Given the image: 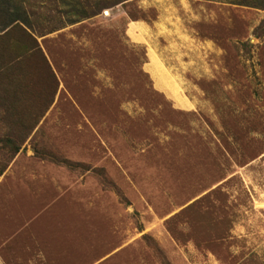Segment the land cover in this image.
Listing matches in <instances>:
<instances>
[{
    "label": "rangeland",
    "instance_id": "rangeland-1",
    "mask_svg": "<svg viewBox=\"0 0 264 264\" xmlns=\"http://www.w3.org/2000/svg\"><path fill=\"white\" fill-rule=\"evenodd\" d=\"M206 1L177 108L123 32L152 8L0 0V264H264V0Z\"/></svg>",
    "mask_w": 264,
    "mask_h": 264
},
{
    "label": "crops",
    "instance_id": "crops-1",
    "mask_svg": "<svg viewBox=\"0 0 264 264\" xmlns=\"http://www.w3.org/2000/svg\"><path fill=\"white\" fill-rule=\"evenodd\" d=\"M206 0H136L141 11L152 8L154 18L127 19L126 38L144 47L143 71L154 90L165 93L177 108H190L185 91L199 90L187 77H209L220 62L222 49L214 39L200 35L194 23L211 16ZM218 9L233 4L218 2Z\"/></svg>",
    "mask_w": 264,
    "mask_h": 264
},
{
    "label": "trees",
    "instance_id": "trees-1",
    "mask_svg": "<svg viewBox=\"0 0 264 264\" xmlns=\"http://www.w3.org/2000/svg\"><path fill=\"white\" fill-rule=\"evenodd\" d=\"M33 126H34V123L28 124L27 127H25V129H27V131H28V130H30ZM3 143H8V144L11 145V151L9 152V155H8V157H7V158H8L7 161H9L11 158H13V156H14V155L16 154V152L18 151L20 140L17 139L16 137H13V136H12V138H8V139L6 138V139H4V140H3ZM58 162L64 163V161H60V160H59ZM3 169H4V166H2V167L0 168V174L2 173Z\"/></svg>",
    "mask_w": 264,
    "mask_h": 264
}]
</instances>
